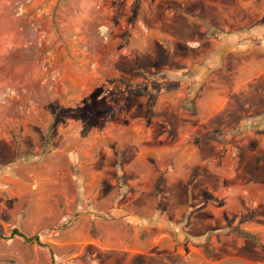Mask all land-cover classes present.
Returning <instances> with one entry per match:
<instances>
[{
  "label": "rangeland",
  "instance_id": "rangeland-1",
  "mask_svg": "<svg viewBox=\"0 0 264 264\" xmlns=\"http://www.w3.org/2000/svg\"><path fill=\"white\" fill-rule=\"evenodd\" d=\"M0 264H264V0H0Z\"/></svg>",
  "mask_w": 264,
  "mask_h": 264
},
{
  "label": "crops",
  "instance_id": "crops-1",
  "mask_svg": "<svg viewBox=\"0 0 264 264\" xmlns=\"http://www.w3.org/2000/svg\"><path fill=\"white\" fill-rule=\"evenodd\" d=\"M227 35L228 34H226L225 36H221L220 37L221 40L215 39L217 46L215 45L213 49H209L207 51L208 54L203 58L202 70H204L206 75H207L208 71H212V69L215 68L217 62L219 60H221L222 57L224 56L223 54L225 53V51L226 52L228 51L227 53H230L233 45H237L240 42V40H244V38H246V40H248L247 36H249L246 34L244 35L242 33H234V34L228 35V36ZM227 53H226V55H227ZM246 70H249V67H247ZM210 75H212V74H210ZM228 91H230V88L227 85H221V87H218L214 91L216 94V100L214 101V103L211 106L213 108H215L216 110L219 107H222L223 101L225 100L224 95L226 93H228ZM234 91H236V89Z\"/></svg>",
  "mask_w": 264,
  "mask_h": 264
},
{
  "label": "trees",
  "instance_id": "trees-1",
  "mask_svg": "<svg viewBox=\"0 0 264 264\" xmlns=\"http://www.w3.org/2000/svg\"><path fill=\"white\" fill-rule=\"evenodd\" d=\"M234 232L236 234L240 235L241 237L249 238V239L254 240V236L251 233H249V232H246L244 230H238V229H236ZM11 238H21V239L24 240L25 243H28V244L37 243L40 246H44L43 243L40 242L38 237H29V236L25 235L24 233H22L18 229H13L12 230Z\"/></svg>",
  "mask_w": 264,
  "mask_h": 264
}]
</instances>
